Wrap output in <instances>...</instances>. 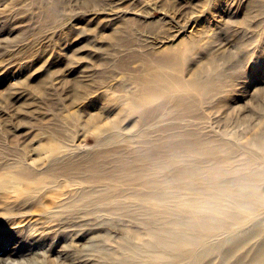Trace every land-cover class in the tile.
Returning a JSON list of instances; mask_svg holds the SVG:
<instances>
[{
  "label": "rangeland",
  "instance_id": "rangeland-1",
  "mask_svg": "<svg viewBox=\"0 0 264 264\" xmlns=\"http://www.w3.org/2000/svg\"><path fill=\"white\" fill-rule=\"evenodd\" d=\"M113 1L0 0V173L3 164L25 155L36 177L46 180L41 193L29 181L21 183L19 197L15 186L0 190L4 259L118 264L123 246L142 249L150 229L168 227L169 217L158 212L184 207L178 199L138 198L137 187L119 177L57 180L49 173L54 164L89 156L117 173L118 155L94 153L118 146L131 159L137 145L200 139L235 147V168L252 157L250 169L264 170L252 145L264 140V0H121L112 8ZM178 50L185 51L181 64L167 71L184 82L212 78L216 86L204 96L192 91L166 101L157 124L129 119L126 91ZM122 61L126 67L116 69ZM183 100L191 103L188 109L176 104ZM117 131L126 142L102 141ZM57 144L60 156H49ZM74 190H92V198L74 200ZM239 225L206 235L179 264L249 262L264 241V209ZM256 227L260 234L241 246ZM161 255L158 248L149 255L141 250L133 263L178 264Z\"/></svg>",
  "mask_w": 264,
  "mask_h": 264
},
{
  "label": "bare ground",
  "instance_id": "bare-ground-1",
  "mask_svg": "<svg viewBox=\"0 0 264 264\" xmlns=\"http://www.w3.org/2000/svg\"><path fill=\"white\" fill-rule=\"evenodd\" d=\"M122 4L121 0L120 2L114 0L110 7ZM121 15L123 13L118 18ZM184 56V50L171 51L164 55L156 61L150 78L141 77L134 91H126L123 98L130 106L127 115L129 119L136 118L140 124H157L163 119L162 108L166 101L179 99L192 91L204 96L216 86L211 80L212 78L204 81L195 78L184 82L165 69H173L180 65ZM110 65L106 66L107 70ZM124 67L126 65L122 61V64H118L116 69ZM82 97L83 93H80L76 100L82 99ZM176 104L181 105L184 109L191 106V103L185 102V100ZM184 115L187 116V113L185 112ZM102 141L106 144L126 142V139L122 137L121 131H117L114 138L107 136ZM141 145L144 143L142 142ZM252 145L264 160V140H256ZM74 147L71 146L68 151ZM59 148L58 144L54 145L49 156L58 158L61 153ZM133 151L136 155L131 159L122 156L121 152L124 151L118 146L98 150L94 153L95 156L105 155L104 157L112 154L118 155L114 156L113 166L117 169V173L104 170L94 157L89 156L80 160L70 159L59 165L54 164L49 171L51 176L57 180L61 178L80 180L75 184L99 181L105 178L115 180L119 177L125 179L129 185L137 187L134 196L138 198L145 196L146 200L150 202L178 199L183 204V209L165 208L161 213L158 212V214L169 217L168 227L150 229L149 239L142 249H130L123 246L124 255L118 264H134V257L136 258L141 250L149 255L153 248L162 251L161 258L171 256L170 259L179 264L184 259V254L188 253L189 247L202 245L206 235L229 231L233 228V222L239 223L241 226L247 220L252 219L256 211L264 209V170L250 169L255 164L252 157H247L239 164L240 166L235 168L233 166L235 162L230 160V155L236 150L226 141L213 144L211 141L200 139H182L179 142L165 141L161 145L151 148H142L137 145ZM136 159L142 160V164L136 165ZM26 160L25 155H18L12 163L2 165L4 171L0 173V190L15 186L17 188L14 193L19 197L23 194L21 189L23 181H29L37 193H41L45 189V178L36 177L33 170L30 169V163H26ZM78 190L73 191L74 200L92 198V190L80 192ZM109 195L110 193L107 194V196ZM256 229L257 227L250 235L241 238V246L260 234L261 230ZM7 247L6 249L10 250L8 245ZM10 254L16 255L14 252ZM240 263L264 264V241L253 250L249 262H243L241 259ZM0 264L19 263L14 258H10V255H7L5 259L1 255ZM28 264H39V262L30 260Z\"/></svg>",
  "mask_w": 264,
  "mask_h": 264
}]
</instances>
